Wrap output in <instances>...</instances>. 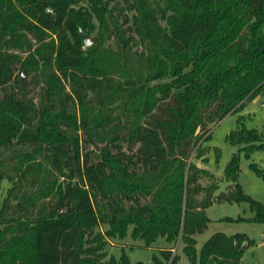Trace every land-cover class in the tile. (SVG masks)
I'll list each match as a JSON object with an SVG mask.
<instances>
[{
	"label": "trees",
	"instance_id": "obj_1",
	"mask_svg": "<svg viewBox=\"0 0 264 264\" xmlns=\"http://www.w3.org/2000/svg\"><path fill=\"white\" fill-rule=\"evenodd\" d=\"M261 92L264 0H0V264H143L105 250L129 225L172 244L150 264H179V240L187 264H241L245 233L199 250L195 235L215 202H248L259 222L264 204L238 154L224 191L190 158L206 161L211 125ZM227 139L263 146L244 127Z\"/></svg>",
	"mask_w": 264,
	"mask_h": 264
},
{
	"label": "rangeland",
	"instance_id": "obj_2",
	"mask_svg": "<svg viewBox=\"0 0 264 264\" xmlns=\"http://www.w3.org/2000/svg\"><path fill=\"white\" fill-rule=\"evenodd\" d=\"M238 127L257 131L262 138V148L255 149L249 156H246L244 151L238 149L237 145L231 144L227 135ZM209 133L210 137L202 143V146L207 148L205 154L207 160L195 158L194 152L190 159L198 166L212 171L219 185L218 191H224L231 182L225 179L223 170L231 156L234 153L238 154L239 183L244 192L264 204V92L257 94L242 110L228 113L220 121L211 125ZM216 147L220 152L218 158H216ZM251 164H254L257 169L253 168ZM199 182L208 185L210 181L204 177L199 179ZM8 186L9 183L6 179L0 184V206ZM205 212L210 221L202 233L195 235L197 250L216 231L227 234L243 232L248 236L249 242L245 241L243 245L241 264H264V235L262 233L264 222L248 219L254 215L248 202H215L208 206ZM225 217L232 219H225ZM104 228L105 226L102 225L98 229L104 230ZM131 229L132 225H129L128 234L122 239H107L105 250L108 256L111 255L118 259L125 252L131 262L141 261L143 264H150L153 255L161 256L160 249L172 245L162 236L157 237L150 245H146L143 239L131 237ZM182 246L183 243L179 240L173 244L172 251L180 255L179 264H187V257L182 252Z\"/></svg>",
	"mask_w": 264,
	"mask_h": 264
},
{
	"label": "water",
	"instance_id": "obj_3",
	"mask_svg": "<svg viewBox=\"0 0 264 264\" xmlns=\"http://www.w3.org/2000/svg\"><path fill=\"white\" fill-rule=\"evenodd\" d=\"M80 35L82 38V41L84 43L85 46H90V45H94L97 42V37L94 35H91L85 31H83L82 29H80ZM24 74L22 73V76ZM245 244V242L242 243V246Z\"/></svg>",
	"mask_w": 264,
	"mask_h": 264
},
{
	"label": "built area",
	"instance_id": "obj_4",
	"mask_svg": "<svg viewBox=\"0 0 264 264\" xmlns=\"http://www.w3.org/2000/svg\"><path fill=\"white\" fill-rule=\"evenodd\" d=\"M262 233H263V235H264V230H263V232H262Z\"/></svg>",
	"mask_w": 264,
	"mask_h": 264
}]
</instances>
